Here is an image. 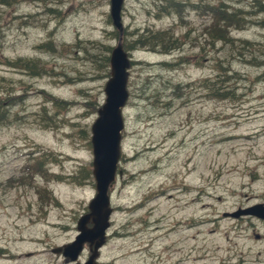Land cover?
<instances>
[{"label": "rangeland", "instance_id": "obj_1", "mask_svg": "<svg viewBox=\"0 0 264 264\" xmlns=\"http://www.w3.org/2000/svg\"><path fill=\"white\" fill-rule=\"evenodd\" d=\"M160 1L122 8L125 44L147 27L170 29L184 44L168 54L127 49L122 175L109 191L99 259L264 264V240L250 239L253 219L223 215L264 201V0H175L179 14L160 12ZM206 5L239 19L229 43L206 42ZM109 7L0 2V264H70L51 248L74 239L96 193L91 125L110 76L103 56L118 41ZM20 59L32 69L7 62ZM221 68L228 77L218 82ZM210 81L224 98L211 96Z\"/></svg>", "mask_w": 264, "mask_h": 264}, {"label": "water", "instance_id": "obj_2", "mask_svg": "<svg viewBox=\"0 0 264 264\" xmlns=\"http://www.w3.org/2000/svg\"><path fill=\"white\" fill-rule=\"evenodd\" d=\"M124 2L125 0H110L109 16L119 36L109 55L110 76L104 86L105 101L97 110V117L91 125L92 175L96 193L88 204V212L77 221L78 233L75 238L53 249L55 253L61 252L65 261L72 264H81L77 259L85 243H88L91 254L84 264H100L96 258L98 250L106 241V230L110 226V215L113 211L109 190L116 182V177L122 175L118 164L122 152L123 108L129 98L127 83L132 65V58L122 43ZM223 215H254L264 219V202L224 212ZM89 222L91 226L87 225Z\"/></svg>", "mask_w": 264, "mask_h": 264}, {"label": "trees", "instance_id": "obj_3", "mask_svg": "<svg viewBox=\"0 0 264 264\" xmlns=\"http://www.w3.org/2000/svg\"><path fill=\"white\" fill-rule=\"evenodd\" d=\"M13 0H0L3 4H11ZM160 12L170 13L174 10L175 14L181 13V9H178L177 5H180L179 2L175 0H161ZM264 10V8H263ZM207 17L209 19V23L205 26L204 32L207 34L206 42L213 46L221 41L223 43H229L232 41V37L230 36V28L232 25H235L236 28L239 26V19L234 18V14L231 12H227L224 8L217 5H206L205 11ZM181 16V14H180ZM118 33V31H117ZM184 41H181L178 37L174 35V33L170 29H160L154 30L151 28H145L144 30L138 32V30L134 33V37L131 39L130 43L126 44L123 42V46L125 50L127 49H138V48H146L154 52H159L162 54H168L173 51L179 50L182 48ZM104 64L108 66L109 56H103ZM8 64L11 65H20L25 69L30 68L33 63L31 59H20L18 62L7 61ZM160 64L162 66H171L173 63L168 61H161ZM225 69L221 68L222 73H220V78L218 82H221L222 79L228 77L226 73L228 70L223 71ZM218 75V76H219ZM222 77V78H221ZM218 80V79H217ZM218 82L210 81L209 90L210 94L214 98H224L226 94V90H223V87L216 86ZM180 87L178 88V90ZM221 90H223L221 92ZM4 112L0 113V122L3 120ZM2 118V119H1ZM28 169V168H27ZM36 172H38V168H34ZM87 171V170H86ZM88 175V171L86 172ZM89 177V175H88Z\"/></svg>", "mask_w": 264, "mask_h": 264}, {"label": "flooded vegetation", "instance_id": "obj_4", "mask_svg": "<svg viewBox=\"0 0 264 264\" xmlns=\"http://www.w3.org/2000/svg\"><path fill=\"white\" fill-rule=\"evenodd\" d=\"M262 202H264V201H262ZM247 216H249L250 218L253 219L252 224L254 225V227L252 228L251 238H250V239H251V240L256 239L257 241H260V242H261V240H264V233H260V232L258 231L257 227H258V225H263V227H264V219H263V218H259V217L254 216V215H247ZM242 218H244V216H239V217L234 218V219L238 221V220H242ZM88 225H90V223H89ZM256 225H257V226H256ZM252 236H253V237H252ZM57 246H58V245H57ZM55 247H56V245L53 246V247L51 248V249H52V252H53V249H54ZM85 251H87L86 258L83 259V260H81V259L78 260L81 264H84V263L87 261V259L89 258L90 254H91V251H90L88 245L85 246L84 253H85ZM53 253H54V252H53ZM55 254H57L58 256H61V257L63 258L64 262H66V261H65V258H64V256H63V254H62L61 252H60V253H55ZM82 254H83V253H82ZM100 254H101V248H100V250H99V256H98V259L100 258ZM224 258H225V257L221 256V258H220L219 260H217V262H216L215 264H231L229 260H225ZM227 258H228V259H231L230 256H227ZM98 261H99L101 264H106V263H104V262H101L100 259H99ZM244 263H245L244 261H241V263H239V264H244ZM232 264H236V263H232Z\"/></svg>", "mask_w": 264, "mask_h": 264}]
</instances>
